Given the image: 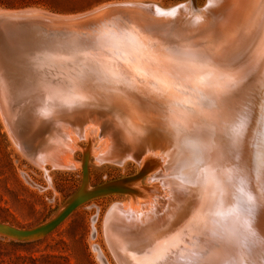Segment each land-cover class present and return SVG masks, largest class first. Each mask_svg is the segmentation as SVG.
<instances>
[{
	"label": "bare ground",
	"instance_id": "obj_1",
	"mask_svg": "<svg viewBox=\"0 0 264 264\" xmlns=\"http://www.w3.org/2000/svg\"><path fill=\"white\" fill-rule=\"evenodd\" d=\"M145 3L57 15L71 37L49 46L18 17L0 21L6 126L53 167H85L72 156L86 138L97 163L134 160L149 174L114 183L135 193L106 217L121 264L136 262L130 234L156 262L189 251L204 264H263L264 0Z\"/></svg>",
	"mask_w": 264,
	"mask_h": 264
},
{
	"label": "rangeland",
	"instance_id": "obj_2",
	"mask_svg": "<svg viewBox=\"0 0 264 264\" xmlns=\"http://www.w3.org/2000/svg\"><path fill=\"white\" fill-rule=\"evenodd\" d=\"M188 1L190 0H0V13L12 11L10 9L39 8L42 9L39 12L49 11L65 18H75L98 11L101 6L109 4L152 2L168 9ZM207 1L195 0V5L203 7ZM87 31L90 32L91 27ZM255 93L257 91L251 89L242 99V104H249L256 96ZM237 114L234 112L232 117L239 118ZM14 121L17 122L16 117ZM21 130L27 133L23 127ZM9 131L0 111V221L21 228H31L51 220L68 206L69 200L82 186L84 169L90 188L116 181L118 183L124 179L129 180L128 185L131 182L139 185L148 183L149 174L134 160L124 165L105 161L97 163L95 156L88 153L91 151V143L86 138L79 139L81 148L72 156L75 165L83 162L85 167L60 168L53 167L47 159L42 161L43 164L29 156ZM38 155L46 154L40 152ZM243 157L242 164L245 166L242 169L245 170L247 160ZM128 185L126 183L122 190L99 195L82 203L56 227L38 238L19 240L0 235V264H102L99 253L108 264H121L109 242L107 216L115 204L127 203L130 197H134V192L125 191L124 188ZM135 245L132 246L133 251L129 252L131 260L136 261L135 264H149L147 260L153 261L152 264L157 263L155 258L158 256ZM141 250L144 251L142 255ZM171 253L175 252L167 254ZM137 259H141V262Z\"/></svg>",
	"mask_w": 264,
	"mask_h": 264
},
{
	"label": "water",
	"instance_id": "obj_3",
	"mask_svg": "<svg viewBox=\"0 0 264 264\" xmlns=\"http://www.w3.org/2000/svg\"><path fill=\"white\" fill-rule=\"evenodd\" d=\"M133 4H139V3H125L123 5L135 7V5ZM155 4L156 3L146 2L144 7L147 8L153 7ZM10 10H17V11L11 13H0V21L3 24L9 23V21H7L8 17L16 16L19 19L20 25H29L37 33H40L41 35L44 34L45 35L44 40L47 46H49V44L56 45L57 43L60 42V39L64 38V36L67 38L71 37L70 35H66L67 33L66 30L68 29L66 27H61L57 21L56 16L61 14H56L49 11L48 12L45 11L47 13L39 12L41 10V9L39 10V8L10 9ZM9 24L12 23L10 22ZM87 182H88L87 172L84 169V179L82 186L69 200L68 206L51 220L47 221L44 224L31 228H21L7 222L0 221V235L12 237L19 240H30V239L38 238L46 234L50 230H52L54 227H56L61 221H63L74 209H76L82 203L96 196L117 190V188L114 186L115 185L114 183L116 182L102 184L94 188H90ZM130 235H131L130 237L133 240H135V243L137 244L144 243L147 240L141 234H130ZM198 256H199L198 254L191 253L189 251L185 252L184 254H178V255H176V253L173 254L171 253L168 256V258L160 259L157 261L156 264H204L203 260H194V258Z\"/></svg>",
	"mask_w": 264,
	"mask_h": 264
}]
</instances>
